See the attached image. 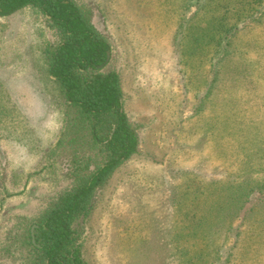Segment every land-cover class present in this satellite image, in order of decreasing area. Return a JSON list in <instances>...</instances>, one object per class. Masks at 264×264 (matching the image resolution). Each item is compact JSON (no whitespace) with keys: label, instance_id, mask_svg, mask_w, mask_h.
Here are the masks:
<instances>
[{"label":"rangeland","instance_id":"rangeland-1","mask_svg":"<svg viewBox=\"0 0 264 264\" xmlns=\"http://www.w3.org/2000/svg\"><path fill=\"white\" fill-rule=\"evenodd\" d=\"M73 1L109 39L139 138L76 226L85 262L264 264V0ZM57 38L30 7L0 17V264L73 183L42 53Z\"/></svg>","mask_w":264,"mask_h":264},{"label":"trees","instance_id":"trees-1","mask_svg":"<svg viewBox=\"0 0 264 264\" xmlns=\"http://www.w3.org/2000/svg\"><path fill=\"white\" fill-rule=\"evenodd\" d=\"M25 7L43 16L58 37L42 53L63 105L56 145L74 134L67 140L73 183L39 216L23 217L17 240H11L20 251L18 264H87L76 226L88 217L95 190L137 152L139 138L123 109L120 77L111 66V44L103 30L73 0H0V17ZM84 145L95 149V160H79L77 151Z\"/></svg>","mask_w":264,"mask_h":264},{"label":"water","instance_id":"water-1","mask_svg":"<svg viewBox=\"0 0 264 264\" xmlns=\"http://www.w3.org/2000/svg\"><path fill=\"white\" fill-rule=\"evenodd\" d=\"M108 57H109V54L107 53V59H108ZM102 66V65H101ZM32 235V234H31ZM33 241V240H32Z\"/></svg>","mask_w":264,"mask_h":264}]
</instances>
